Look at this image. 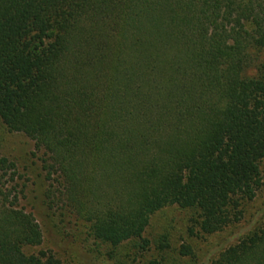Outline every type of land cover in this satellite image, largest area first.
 Returning a JSON list of instances; mask_svg holds the SVG:
<instances>
[{"label": "trees", "instance_id": "16d2710c", "mask_svg": "<svg viewBox=\"0 0 264 264\" xmlns=\"http://www.w3.org/2000/svg\"><path fill=\"white\" fill-rule=\"evenodd\" d=\"M0 123L97 245L146 249L175 205L219 233L264 185V0H0ZM12 167L0 153V264H61L24 252L43 233ZM208 264H264V224Z\"/></svg>", "mask_w": 264, "mask_h": 264}, {"label": "rangeland", "instance_id": "374dc122", "mask_svg": "<svg viewBox=\"0 0 264 264\" xmlns=\"http://www.w3.org/2000/svg\"><path fill=\"white\" fill-rule=\"evenodd\" d=\"M0 153L13 165L11 186L19 196V207L35 217L43 233L41 245L24 247L27 255L45 252L61 264H208L221 251L264 224L263 185L254 200L241 201V221L219 233L192 236L194 211L175 205L151 217L144 234L150 243L146 249L141 248L138 239L118 247L106 243L99 246L81 225L75 227V218L63 209L57 175L49 178L46 156L36 150L34 141L0 123ZM261 169L264 179V161ZM185 244L194 249V256L180 254Z\"/></svg>", "mask_w": 264, "mask_h": 264}]
</instances>
